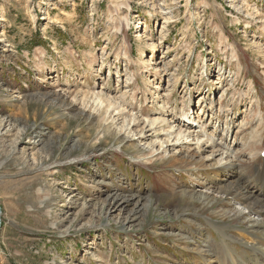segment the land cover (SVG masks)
Wrapping results in <instances>:
<instances>
[{
  "label": "rangeland",
  "instance_id": "374dc122",
  "mask_svg": "<svg viewBox=\"0 0 264 264\" xmlns=\"http://www.w3.org/2000/svg\"><path fill=\"white\" fill-rule=\"evenodd\" d=\"M263 149L264 0H0V264H264Z\"/></svg>",
  "mask_w": 264,
  "mask_h": 264
},
{
  "label": "bare ground",
  "instance_id": "6f19581e",
  "mask_svg": "<svg viewBox=\"0 0 264 264\" xmlns=\"http://www.w3.org/2000/svg\"><path fill=\"white\" fill-rule=\"evenodd\" d=\"M225 39V38H224ZM147 68H148V66H147ZM86 99H88V96L86 95H84V97L82 98V100H84V102H86ZM92 99V98H91ZM117 101H118V103H114L112 100H110V99H106L105 97H103V96H101L100 95V93H98L97 94V96H96V98H94V100H93V103H96V109H99V108H97V107H100V109H99V111L101 112L102 111V113L104 114V115H108V114H110L109 113V111L111 110V109H114V113L116 112V111H118L119 112V114H120V112H122V114H124V112H126L127 111V107L125 106V105H123L120 101H119V99H117ZM88 104H89V102H87ZM120 104V105H119ZM103 107V108H102ZM95 108V107H94ZM102 109V110H101ZM262 110V109H261ZM260 110V111H261ZM131 117H132V115H130ZM163 119V118H162ZM148 121H145V122H143V123H148V124H146L147 126V128L149 129V131L150 130H155V134H157V132L158 131H162L164 128H165V122H166V120L164 119L163 121H161L160 119H153V120H149V119H147ZM159 120L161 121V122H159ZM138 121V123H137V126H138V124L140 125L141 123L140 122H142V121H140V120H138L137 118H134V120H133V123H135V122H137ZM129 125V124H128ZM131 126V125H130ZM145 126V125H144ZM192 126V125H191ZM135 127V126H134ZM167 127V129H168V132H170L171 131V133L169 134V135H174V137L175 138H177V140H184L185 142H187V140H191V137H193V136H191L190 135V133H188V134H186V130H188V129H186L185 131H182V128H180L181 130H179V131H173V129H174V126H171V125H167L166 126ZM192 128V127H191ZM140 129V128H139ZM143 129H145V128H143ZM167 129H165V130H167ZM142 131V130H141ZM148 131V130H147ZM167 132V131H166ZM174 132V133H173ZM142 133H144V130H143V132ZM147 134V133H146ZM183 138V139H182ZM148 141V140H147ZM162 141V140H161ZM171 140H168V142H170ZM192 141H197L198 142V144L200 143V141H203V139L202 138H200V137H198L197 139H192ZM153 147V146H152ZM212 147H213V145H212ZM264 151V149L261 151V152H263ZM167 153V152H166ZM162 158H164L163 156H162ZM192 158L190 157V160H191ZM189 160V158H187V159H185V158H181L180 156H178V157H174L173 158V161L177 164V163H181V164H183V163H186V162H188V161H190ZM193 160V159H192ZM189 163H191V162H189ZM229 172V171H228ZM258 173H259V175H260V178L261 179H264V168H261V169H259L258 170ZM256 174V173H255ZM233 174L232 173H230L229 172V176H228V178H226V180H225V186H221L220 188H219V190L220 191H224L225 192V194H227L228 195V193L229 192H232V194L231 195H233V196H235V197H239V196H242V197H246V198H250V199H252V200H258V202L256 203V205H258V204H260V203H263V208L259 211V212H264V200H261L264 196H262V197H260V196H252V195H250V189L249 188H245V184L244 183H240V182H238V181H236L235 180V177L233 176ZM120 197V196H119ZM118 198V197H117ZM117 198H115V199H117ZM206 198V197H205ZM114 199V200H115ZM131 200V199H130ZM242 203L243 204H249V199H244V200H242ZM253 203V202H252ZM128 204H130V203H128ZM254 204H255V201H254ZM114 205H116V207H120V206H122V205H119L118 203H115ZM213 219V218H212ZM242 233H240V237L241 238H245V240L246 241H248L247 243H249L250 242V246H252V247H254L255 246V243H256V245H260V246H263L264 247V242H257L256 241V239H253V234H251V233H249V232H243L242 230H240ZM200 235V234H199ZM198 236V235H197ZM219 237V236H218ZM236 238V237H235ZM200 239H201V237H200ZM251 241H252V243H251ZM198 243V242H197ZM227 243V242H226ZM248 246V245H247ZM251 248V247H250ZM256 248V247H255ZM257 249H258V247H257ZM210 250V249H209ZM250 250V249H249ZM256 250V249H255ZM209 252V251H208ZM216 252V251H215ZM258 252L259 253H261V255L262 256H264V251H262V250H258ZM210 253V252H209ZM208 253V254H209ZM256 253V252H255ZM205 256V255H204ZM209 256V255H208ZM203 257V256H202ZM216 259H218V256H217V254H216ZM216 262V261H215Z\"/></svg>",
  "mask_w": 264,
  "mask_h": 264
}]
</instances>
